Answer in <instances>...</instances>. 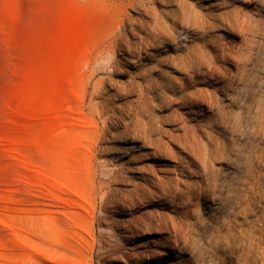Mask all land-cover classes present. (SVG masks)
Segmentation results:
<instances>
[{
    "label": "rangeland",
    "instance_id": "obj_1",
    "mask_svg": "<svg viewBox=\"0 0 264 264\" xmlns=\"http://www.w3.org/2000/svg\"><path fill=\"white\" fill-rule=\"evenodd\" d=\"M0 264H264V0H0Z\"/></svg>",
    "mask_w": 264,
    "mask_h": 264
},
{
    "label": "bare ground",
    "instance_id": "obj_2",
    "mask_svg": "<svg viewBox=\"0 0 264 264\" xmlns=\"http://www.w3.org/2000/svg\"><path fill=\"white\" fill-rule=\"evenodd\" d=\"M194 150V149H193ZM194 152V151H193ZM263 163V162H262Z\"/></svg>",
    "mask_w": 264,
    "mask_h": 264
}]
</instances>
